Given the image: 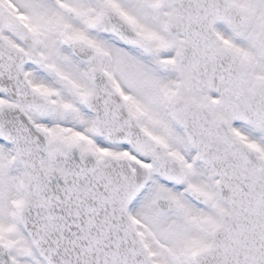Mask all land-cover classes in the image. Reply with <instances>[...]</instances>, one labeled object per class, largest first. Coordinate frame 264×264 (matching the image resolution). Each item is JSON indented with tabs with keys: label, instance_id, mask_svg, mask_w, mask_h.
Listing matches in <instances>:
<instances>
[{
	"label": "snow or ice",
	"instance_id": "1",
	"mask_svg": "<svg viewBox=\"0 0 264 264\" xmlns=\"http://www.w3.org/2000/svg\"><path fill=\"white\" fill-rule=\"evenodd\" d=\"M0 264H264V0H0Z\"/></svg>",
	"mask_w": 264,
	"mask_h": 264
}]
</instances>
